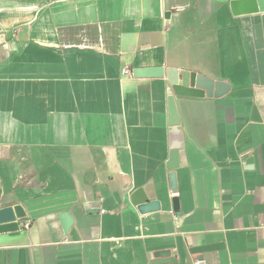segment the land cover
Here are the masks:
<instances>
[{"label":"crops","instance_id":"1","mask_svg":"<svg viewBox=\"0 0 264 264\" xmlns=\"http://www.w3.org/2000/svg\"><path fill=\"white\" fill-rule=\"evenodd\" d=\"M229 1L0 0V264H264V13ZM152 68L230 88L178 138Z\"/></svg>","mask_w":264,"mask_h":264},{"label":"water","instance_id":"2","mask_svg":"<svg viewBox=\"0 0 264 264\" xmlns=\"http://www.w3.org/2000/svg\"><path fill=\"white\" fill-rule=\"evenodd\" d=\"M229 9L233 16H245L264 13V0H230ZM1 40V38H0ZM166 72V78L170 85L168 90V107L171 117V126L179 138V122L175 105V97L184 98H213L221 97L229 90V85L224 82L198 75L188 71H178L162 68L135 69L133 76L136 78H161ZM180 145H175L170 154L169 169L174 170L178 167ZM172 185H174V175L170 176ZM147 200L139 201L137 204H146ZM26 217L22 207L17 205L0 209V234L4 232H13L19 229L17 219L22 220Z\"/></svg>","mask_w":264,"mask_h":264},{"label":"built area","instance_id":"3","mask_svg":"<svg viewBox=\"0 0 264 264\" xmlns=\"http://www.w3.org/2000/svg\"><path fill=\"white\" fill-rule=\"evenodd\" d=\"M121 75L122 76H130L131 72L129 70L128 67H124L121 71ZM174 219H177V217L174 216ZM192 264H207L206 261L204 259H196L195 261H193Z\"/></svg>","mask_w":264,"mask_h":264}]
</instances>
